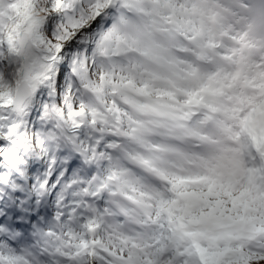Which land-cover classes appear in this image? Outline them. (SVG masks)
<instances>
[{
  "label": "snow or ice",
  "instance_id": "snow-or-ice-1",
  "mask_svg": "<svg viewBox=\"0 0 264 264\" xmlns=\"http://www.w3.org/2000/svg\"><path fill=\"white\" fill-rule=\"evenodd\" d=\"M0 264H264V0H0Z\"/></svg>",
  "mask_w": 264,
  "mask_h": 264
}]
</instances>
